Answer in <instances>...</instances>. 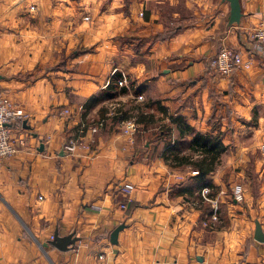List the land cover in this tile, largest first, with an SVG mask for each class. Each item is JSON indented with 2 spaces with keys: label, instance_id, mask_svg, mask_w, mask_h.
<instances>
[{
  "label": "clouds",
  "instance_id": "9594fccd",
  "mask_svg": "<svg viewBox=\"0 0 264 264\" xmlns=\"http://www.w3.org/2000/svg\"><path fill=\"white\" fill-rule=\"evenodd\" d=\"M22 7L18 0H0V20L8 27L24 23H10ZM141 7L151 8L160 24L143 34L158 32L164 43H157L153 55L133 61L130 50L122 49L118 42H107L97 57L90 93L58 99L50 90H43V82L22 93L16 91L20 85L15 82L0 83V123L15 125L12 130H0V193L16 202L15 189L28 185L27 203H32V196L40 191L49 204L47 223L36 230V244L26 239L17 244L15 237L20 233L15 222L6 224L0 264H172L173 249L179 252L180 264H186L187 247L206 255V264H221L201 245L207 241L215 247V226L221 223L215 216L210 221L213 231L196 232L195 243L185 246L173 242V234L163 228L150 232L142 222L154 221L147 220L135 204L128 208L111 194L107 201L98 200L92 210L77 214L79 203L100 196L104 185L123 173H128L120 180L124 194L140 205L148 203L160 189L165 203L169 193L193 192L187 204L182 203L183 198L171 203L201 211L218 208L229 199L225 195L229 189L223 188L228 182L231 191L239 189L236 198L241 206L248 201L245 212L264 213V195L253 207L250 193L255 181L245 176L251 170L249 161L254 159L251 152L258 148L264 160V0H144ZM180 23L184 25L179 30L183 37L176 35ZM39 31L38 26L33 34ZM12 39L4 37L3 64L9 76L30 62L21 53L32 50L30 41L14 45ZM201 42L202 63L190 72L170 75L169 57L190 52L192 45ZM180 44L189 47L178 52ZM122 69L125 78L119 86L127 89V94L112 100L106 89ZM181 80L191 86H178ZM157 100L166 104L167 115L158 117L145 130L140 116L147 112L145 105ZM50 104L64 107L50 109ZM122 113L128 118L113 124V117ZM44 116L48 120L42 123ZM25 118L30 119L36 140H31L30 133L21 132L19 121ZM254 118L259 129L248 123ZM76 125L81 131L87 127V135L77 136ZM249 136L251 139L246 140ZM38 144L45 145L42 154L35 152ZM161 158L166 167L157 175ZM130 160L134 161L131 168ZM29 161L34 163L31 172L26 166ZM74 165H79L75 171ZM85 165L87 171L77 179ZM18 176L26 179L17 183ZM213 181L222 191L215 200H209L206 185ZM81 192L86 194L85 201L78 199ZM65 208L67 215L63 214ZM198 214L192 212L193 216ZM125 222L129 229L115 244L117 226ZM245 223L242 217L238 226H228L229 231L236 227L239 234L238 250L243 253L240 264H264V245L251 240L250 226L245 227ZM54 230L65 237L55 243L60 248L70 246L66 252L39 247L51 241ZM194 255L187 256L188 264H196Z\"/></svg>",
  "mask_w": 264,
  "mask_h": 264
},
{
  "label": "crops",
  "instance_id": "0c3cea01",
  "mask_svg": "<svg viewBox=\"0 0 264 264\" xmlns=\"http://www.w3.org/2000/svg\"><path fill=\"white\" fill-rule=\"evenodd\" d=\"M22 5L24 12L16 13L10 23H15L19 20L24 23L15 24V27H8L3 20H0V83L15 82L20 87L16 89L17 92H25L36 88L43 82L42 88L45 91L50 90L53 96L58 99H69L76 94H88L90 93L89 85L92 83V78L95 75V66L97 64V57L100 55V50L107 42H118L122 49L130 50L134 56L133 61L142 60L147 56L153 55V49L157 43H164L165 38L156 39L160 36V33L153 31L151 35L143 34L152 25L159 27V19L153 15L152 9L148 7H141L144 0H18ZM15 7V5H13ZM34 6L35 10H31L30 7ZM21 8V9H22ZM30 9V10H29ZM34 13H37L34 15ZM89 16V22H83L82 17L84 15ZM141 14V16H139ZM21 16L19 18L18 16ZM139 16V20L136 19ZM143 16V17H142ZM40 27L38 35L33 34V29ZM178 29L176 35L183 37V32L179 31L184 28L183 23L177 24ZM13 37L11 44L19 45L22 42L30 41L29 47L31 51L21 53V55H27L29 63L25 64L14 76L6 75L7 71L3 64V48L4 37ZM38 36H43V39H39ZM202 46L200 44H194L191 46L190 52H185L182 55H173L169 57L171 73L170 75L184 74L194 70L197 65L201 64L203 57L199 55V49ZM189 47L185 44H180L177 49L178 52H183V49ZM11 50V49H10ZM130 61L131 66H135L134 62ZM13 61L9 60V64ZM124 79L125 71L122 69L117 72L112 79ZM111 79V80H112ZM199 79V77L197 78ZM185 85L191 86L190 82L181 80L178 86L184 87ZM2 90V89H0ZM127 89L124 92H117L116 96L111 98L112 100L118 99L120 96L126 95ZM227 95V92L224 93ZM71 102V101H69ZM159 106L166 110L165 114L156 112L152 107V104L145 105L147 112L144 114L154 115V120L158 117L167 115V106L162 100H157ZM51 108L62 109L63 104L49 105ZM127 114V113H126ZM34 118V117H33ZM118 118V117H117ZM86 119V117H81ZM113 117V124L122 122L115 120ZM48 116H44L42 123L47 122ZM27 122V125L31 128V131H25L22 129V123ZM259 129V122L254 118L253 121H249ZM106 126V125H105ZM32 123L30 119L25 118L19 123L21 132L30 133L31 140L37 139V134L32 131ZM15 128V125L13 129ZM77 136L81 129L80 125L75 126ZM117 133L119 129H116ZM88 130H83L82 134L87 135ZM31 135H36L33 138ZM246 140L251 137H245ZM42 146V150L40 147ZM147 147V145H145ZM45 145L38 144L35 148L37 154L44 152ZM62 154V153H61ZM254 159L249 161L251 166L250 171L245 172V176L248 180H253L255 183L251 186L252 191L250 193V199L252 206H255V201L261 195H264V183H258L264 181V160L260 158V150L257 148L250 153ZM134 164V161H129V168ZM27 169L31 172L34 167V163L29 161L27 163ZM79 167V165L73 166V171ZM166 167L164 160L161 158L159 171H162ZM88 166L85 165L80 169V173L77 177L79 179L87 171ZM236 173H240V169L237 168ZM128 173H123V176H127ZM123 176L114 177V180L108 181L101 192V195L94 197L87 202H81L77 206V214H83L90 211L93 205L98 200L107 201L109 194L115 197L117 200L125 204L126 207L132 208L136 205L139 211L146 214V219L154 221V224L143 223V227L147 228L150 232L155 233L158 228H163L165 233H171L172 241L180 245H191L195 243L194 234L198 231L204 230L207 232L213 231V225L210 223V218L207 216L204 209H189L180 205H173L172 200L177 198H183L182 203L187 204L189 198L195 195H173L169 193L166 199L169 201L165 203L164 199L160 198L162 190L158 189L157 192L151 196L148 203L140 205L138 202L132 201L127 198L123 191L124 185L120 183ZM148 179L147 177H144ZM24 176H18L16 178L17 183L24 181ZM151 183V180H149ZM213 185V198L215 200L220 195L222 189L220 185H217L214 181L210 182ZM63 186V185H62ZM25 188H16L15 194L18 198L16 202H10L6 199L3 193H0V259H2V246L5 236L6 224L15 222L17 230L20 235L15 237L17 244L22 239L36 244L39 239L37 236V229H41L44 224L47 223L46 215L49 213V204L46 202V198L42 196L40 191H36L32 196V203H27L25 200L26 190ZM147 187V185H145ZM224 189H229L225 193L229 199L218 207L217 220L220 221V225L215 226L216 239L214 241L215 247L208 245L207 241H201V245L208 248V251L212 255L216 256L217 260L221 261V264H240V257L243 255L238 250L239 247V234L237 228L234 227L231 231L228 230L229 225L239 224L240 218H245V227L250 226L251 240H254V233L256 230V223L259 224L260 229L264 235V213H254L252 211L245 212V209L249 207L248 201L241 206V202L235 200V196L238 195L239 189L236 192L231 191V185L225 182ZM80 201L86 200V194L81 192ZM71 202V201H70ZM201 202L203 198L201 197ZM235 209V212L232 211ZM22 210L23 213L22 214ZM211 210V207H210ZM197 211L199 214L193 216L192 212ZM63 214H68V209L63 210ZM10 218V219H6ZM22 221H24L22 223ZM123 226L124 228L118 233L116 244L120 242V234L129 229V225L125 222L117 226ZM10 232L11 229H8ZM55 231L52 233V239ZM76 238L79 239L77 235ZM141 239H144L143 237ZM222 241V243H221ZM50 241H45L43 245L39 247L47 249L50 246ZM110 242V241H109ZM259 245H264L255 241ZM53 248V247H52ZM57 251V250H56ZM59 252V251H58ZM175 253V258L172 260V264H180L179 252ZM63 253V252H61ZM186 264H188L187 256L194 255L196 264H206L207 256L200 254L199 249H193L191 247L186 248ZM231 253V255H229ZM41 255L44 252L41 251ZM45 259H48L45 256ZM19 264V262H18ZM154 264H159V261H155Z\"/></svg>",
  "mask_w": 264,
  "mask_h": 264
},
{
  "label": "trees",
  "instance_id": "16d2710c",
  "mask_svg": "<svg viewBox=\"0 0 264 264\" xmlns=\"http://www.w3.org/2000/svg\"><path fill=\"white\" fill-rule=\"evenodd\" d=\"M163 38L164 37L159 36L156 39H163ZM118 81L119 80H117V78L115 80L112 79L111 82H110V84H109L108 89H106V93L108 94V96H109L110 99L113 98V97H115L116 94H117V92H121V93L124 92V89H121V88L118 87ZM152 107L156 110V112H159V113H162V114H165L166 113V110L163 107L159 106V103L158 102L153 103L152 104ZM153 116L154 115H148V114H144V113L141 114V116H140V122L145 124V130H147V125L148 124H152V123H154L156 121V120H154V117ZM127 118H128L127 117V114L126 113H122L121 116L118 117V118L116 117L115 120H119V121H122L123 122V120L124 119H127ZM161 131H164V129H161ZM171 155L172 154H169V157H168L169 159L171 158ZM206 186L211 189V193L209 195V198H213V185L211 183H208ZM201 190H202V188L200 189V191ZM172 194L173 195L176 194L178 196L181 195V194H183V195L184 194H187V195H190V196L194 195L193 192L172 193ZM204 211L206 212L207 216L209 217V215L211 213L210 207L205 208Z\"/></svg>",
  "mask_w": 264,
  "mask_h": 264
},
{
  "label": "water",
  "instance_id": "95a60500",
  "mask_svg": "<svg viewBox=\"0 0 264 264\" xmlns=\"http://www.w3.org/2000/svg\"><path fill=\"white\" fill-rule=\"evenodd\" d=\"M22 129L25 130V131H31V128L27 125V122H23L22 123ZM33 136V138H36V135H31ZM40 150H42V146L40 147ZM63 155V154H61ZM124 227L123 226H120L118 227L117 231H116V240H117V235L118 233L123 229ZM65 237H59L58 235V232L55 231L54 235H53V240L49 242L50 246H52L53 248H55L57 251L59 252H66L68 250V247L70 246H65L64 248H60L55 242L57 240H61V239H64ZM78 239V238H76ZM116 240H115V244H116ZM254 240L257 241V242H260V243H264V235L260 229V226L258 223H256V230H255V233H254ZM110 243H112V241L110 240Z\"/></svg>",
  "mask_w": 264,
  "mask_h": 264
},
{
  "label": "built area",
  "instance_id": "2783aa9c",
  "mask_svg": "<svg viewBox=\"0 0 264 264\" xmlns=\"http://www.w3.org/2000/svg\"><path fill=\"white\" fill-rule=\"evenodd\" d=\"M140 16H141V15H140ZM122 79H123V78H122ZM122 79H120V80L118 81V87H119V88H120V86H119V82H120ZM21 121H23V120H21ZM21 121H19V123H20ZM13 127H14V124H10L8 121H4V122L0 123V130H5V131H7V130H12ZM85 129H87V127H84V128L82 129V131H81V129H80V131H79V135L82 134L83 130H85ZM0 139H3V137H0ZM18 150H19V149H18ZM209 189H210V188H209ZM123 191L125 192V188L123 189ZM201 191H203V189H202ZM210 193H211V189H210V191H209V195H210ZM209 195H208V199L211 200V199L209 198ZM236 197H237V195L235 196V200L239 202L240 199H237ZM202 198H203V197H202ZM240 202H241V201H240ZM213 216H215L216 219H217V216H218V208H211V213H210V215H209L210 220H212V217H213Z\"/></svg>",
  "mask_w": 264,
  "mask_h": 264
},
{
  "label": "rangeland",
  "instance_id": "374dc122",
  "mask_svg": "<svg viewBox=\"0 0 264 264\" xmlns=\"http://www.w3.org/2000/svg\"><path fill=\"white\" fill-rule=\"evenodd\" d=\"M20 1H21V0H20ZM18 3L21 4L19 1H18ZM21 5H22V4H21ZM30 9H31V10H35L34 6H31ZM30 9H29V10H30ZM19 12H24V9H23V8L20 9ZM19 12H17V14H19ZM140 15H141V14H139V16H140ZM18 17L21 18L20 15H19ZM142 17H143V16H142ZM82 21H83V22H89V21H90L89 16H87V15L85 14V15L82 17ZM21 22H22V21H21ZM19 24H20V23H19ZM17 25H18V24H17Z\"/></svg>",
  "mask_w": 264,
  "mask_h": 264
}]
</instances>
